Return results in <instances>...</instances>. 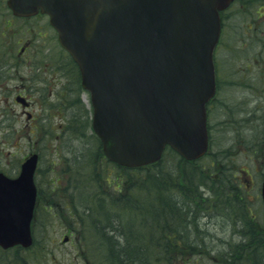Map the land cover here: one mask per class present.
Here are the masks:
<instances>
[{
	"label": "rangeland",
	"instance_id": "374dc122",
	"mask_svg": "<svg viewBox=\"0 0 264 264\" xmlns=\"http://www.w3.org/2000/svg\"><path fill=\"white\" fill-rule=\"evenodd\" d=\"M223 24L221 44L215 54L218 92L208 105V156H226L224 164L231 168L230 174L234 173L240 180L237 190L253 214L252 221L243 222L237 215L229 217L231 206L223 204L225 208H221V202L212 205L214 200H211L207 208L200 204L195 229L191 226L188 236L194 249L183 257H174L171 264H223L225 254L234 249L235 258L240 251L246 250L247 256L252 257L249 252L253 250L252 244L246 243V234L252 232L248 225L254 222L256 226H264L260 197L264 144L259 143L256 150L252 144L254 134L261 140L257 123L264 120V55H260L259 50L264 40V0H235L224 13ZM21 46L26 47V52L21 56L22 60L16 62L12 55H17ZM253 55L258 56L253 58ZM67 64L57 34L45 17L24 20L14 17L5 0H0V168H17V159L32 146L40 154L38 167L43 177L39 173L38 177H41V187L45 190V184L49 183V187L57 192L49 200L42 196V204L50 202L52 206L38 211L33 220L34 245L8 251L10 260L0 249V264H108L99 261L100 252L105 248L95 247L99 238L93 233L96 230L90 229L84 234L88 221L81 223L78 217L83 216L84 211L90 212L95 203L102 202L99 194L102 188L99 191L96 185L93 187V198L88 196L87 188L97 183L98 178L103 183L102 173H109L106 178L111 181L117 169L102 162L101 156L97 155L98 144L90 132L86 94L80 91L77 105H60L54 99L53 93L65 81L57 67L67 69ZM18 93L32 99L30 112L35 116L26 125L30 126V134L23 132L27 119L23 106L14 101ZM122 190L126 193V189ZM116 193L120 192L110 186V196ZM209 194L207 190L204 192L206 196ZM88 198L95 201H88ZM104 200L105 203L108 201L107 198ZM87 204L90 205L88 210ZM108 211L122 213L124 230L130 228L129 240L145 246L142 234L147 236L151 232H142L131 211H123L119 205L111 206L110 203L104 214ZM257 230L264 238V229ZM66 235L70 239L63 241ZM240 243L247 249L238 248ZM263 251L264 245L257 253ZM261 261L264 263V258ZM248 263L252 264L251 261Z\"/></svg>",
	"mask_w": 264,
	"mask_h": 264
},
{
	"label": "water",
	"instance_id": "95a60500",
	"mask_svg": "<svg viewBox=\"0 0 264 264\" xmlns=\"http://www.w3.org/2000/svg\"><path fill=\"white\" fill-rule=\"evenodd\" d=\"M232 0H6L14 15L49 16L90 94L104 155L122 166L157 161L166 146L187 160L208 146L206 103L215 93L219 12ZM16 101L26 105L23 97ZM28 156L0 172V247L32 243L36 198ZM264 208V176L261 181Z\"/></svg>",
	"mask_w": 264,
	"mask_h": 264
},
{
	"label": "trees",
	"instance_id": "16d2710c",
	"mask_svg": "<svg viewBox=\"0 0 264 264\" xmlns=\"http://www.w3.org/2000/svg\"><path fill=\"white\" fill-rule=\"evenodd\" d=\"M221 15L223 17L224 13ZM223 20L224 17L222 23ZM262 42L260 45L262 49L259 48L261 54L260 51L258 52L260 55H264V40ZM68 64V71L74 73L73 61L71 60ZM218 79L217 77V90ZM260 120L257 125L261 129L258 132L261 135V140H258L259 137L256 134L253 135L254 150L258 148L259 143L264 144V120ZM94 137L98 144L97 155L101 156L102 162L114 165L117 169L110 179L111 181L106 178L109 177V173H102L103 179H107L113 189H118L120 192L112 194L109 203L111 206L119 205L123 211H131L141 225L142 232L146 234L151 232L147 236L142 234L145 246L137 241L129 240L130 228L127 231L124 230L125 223L121 218L122 213L115 214L108 211L109 215L104 214L107 212L108 206L104 197L101 196L100 200L103 203H95V207L91 208L90 212L84 211L82 212L83 216L78 217L81 223H84L85 220L88 221V227L83 229V233L89 232L90 229L96 230L93 233L98 234L99 238L96 239L98 246L95 247L105 248L100 252L99 261L103 260L108 264H171L174 257H183L191 249H194V243L188 239V236L190 237L191 226V229H195L200 204H204L207 208L211 203L215 205L217 202H221V208L224 207L223 204L231 206V211L228 212L231 214L229 217L237 215L243 218V222L252 221V215L249 213L251 212L250 208L237 190V187L240 188V180L234 173L230 174L231 168L224 164L226 156H208L207 153L198 160L188 161L181 158L171 148L166 147L162 157L154 163L135 168L122 167L103 157L99 139L95 135ZM225 154L227 153L225 152ZM170 163L173 165L169 166ZM95 185L100 191L102 183L99 178ZM202 187L206 189L203 191L200 189ZM122 188L126 189V193ZM206 190L210 192L208 196L204 195ZM104 193L103 190L99 192L101 195ZM211 200L214 201L210 203ZM86 206L88 210L90 205ZM231 221L236 222L235 219H231ZM248 226L249 232H252L245 233L248 239L246 243L252 244L250 248L253 250H249L252 257L247 256L248 250H246L242 253L240 251L239 256L235 258L234 249L230 250V254H225L223 264H246L250 261L252 264H264L261 261L264 258V251L260 254L257 253L259 247L264 245V238L258 234L257 230L260 227L256 226L254 222ZM242 246L240 243L238 248L247 249ZM17 249L18 247L6 249L3 250V253L7 256L8 251H17ZM258 257L259 259H257ZM7 258L10 260V257L7 256Z\"/></svg>",
	"mask_w": 264,
	"mask_h": 264
},
{
	"label": "flooded vegetation",
	"instance_id": "af4514ba",
	"mask_svg": "<svg viewBox=\"0 0 264 264\" xmlns=\"http://www.w3.org/2000/svg\"><path fill=\"white\" fill-rule=\"evenodd\" d=\"M30 17H35V18L45 17L47 19V23H48V17L45 14L37 13L36 15L30 16ZM24 19H27V18H23V20ZM26 47L28 48V45H26ZM26 47H22L21 46L20 49H19V53L17 55H14V56L12 55V58H13L14 61L17 62L20 59L22 60V57L21 56L26 52ZM65 54H66V59H68V62H70L71 61L70 56H68L67 53H65ZM256 56L257 55H253V58H256ZM23 60H26V58L23 57ZM40 63H42V62H40ZM73 69L75 71H74V73H71V72L68 71V68L65 69V67H64V69H62L61 66L57 67V70H59V73L63 75L65 81L61 82L60 85H59L58 90L56 89L55 90V93H53L55 95L54 99L60 105H77L79 103V100H80L79 99L80 98L79 95H80V91H81L84 94H86V96H87V101H88V104H89V106H88V112H89V115L91 116V114H92V108H91V105H90V99H89L88 92L82 89L81 82H80V74H79V70H78L77 65H75L73 67ZM16 96L23 97L24 100L27 103V105L23 106V108H24L23 109V112L25 113V116H26V119H27V123L25 124V127L26 128L23 130V132L25 131V132H28L30 134V132H31V129L29 128L30 126L28 127L26 125H29L30 121L33 120V118L35 116V115H33L30 112V109H31V106H32V99L29 96H26V95H23V94H20V93L15 94L14 101L16 103L20 104V105H22V103L16 101V99H15ZM90 132L93 133L92 131H90ZM33 152H36L37 153L38 162H39V159H40L39 152L36 151L34 149V147L30 146L29 149H28V151L26 153L22 154L20 159H17L16 162L19 161V165H18L17 168H16V166L12 168L13 170L5 169V168H0V171L3 172L4 174H6L7 176H10V177L17 176L18 173H19V171H20V166H21L22 161L29 154H31ZM40 172H41V169L39 170L38 163H37L36 168H35V171H34V175H33V181H34V184H35V187H36V205H35L34 212H33V218H32V222H31L32 225H33V220L35 219V216L37 215V212L38 211L40 212V211H42V209L43 210H48V209H50V205L52 206V203H50V202H48V203L46 202V204L43 205L42 204V202H43L42 200H44V199L42 198V196L45 198V200H46V198L49 200V197L52 194L57 193L56 192V189L49 187L50 186L49 183L45 184L47 186V188H45V190L43 189V187H41V185H40V179L43 176H42V173H40ZM244 172H246V171H244ZM38 173L41 176L40 178L38 177ZM52 181H54V179H52ZM102 181H103V183H102V190L105 193L103 195H101V196L104 197V199L107 198L108 201H107V204L106 205L109 206V201H110L109 188H110L111 185H110V182L107 179H103ZM60 185H61V183H60ZM93 187H95V184L92 187H90V188L88 187L87 188V192H90V194H88V196H90L92 198H93V193L92 192L94 190ZM114 190H116V189H114ZM62 192H64V189H62ZM88 199H91V198H88ZM250 214L253 215L251 212H250ZM259 227L261 228V226H259ZM262 228L264 229V226ZM69 235H66L65 236L67 238V240L70 239L69 238Z\"/></svg>",
	"mask_w": 264,
	"mask_h": 264
}]
</instances>
